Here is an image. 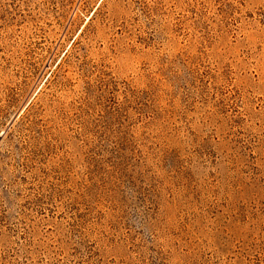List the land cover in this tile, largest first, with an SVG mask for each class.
Wrapping results in <instances>:
<instances>
[{
    "label": "rangeland",
    "instance_id": "obj_1",
    "mask_svg": "<svg viewBox=\"0 0 264 264\" xmlns=\"http://www.w3.org/2000/svg\"><path fill=\"white\" fill-rule=\"evenodd\" d=\"M0 264H264V0H0Z\"/></svg>",
    "mask_w": 264,
    "mask_h": 264
}]
</instances>
